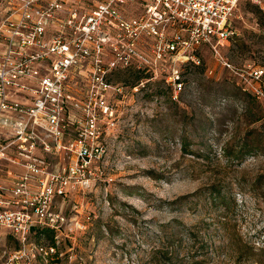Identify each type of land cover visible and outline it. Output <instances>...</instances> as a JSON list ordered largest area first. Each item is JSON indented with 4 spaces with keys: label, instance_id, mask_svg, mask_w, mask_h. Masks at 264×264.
Masks as SVG:
<instances>
[{
    "label": "rangeland",
    "instance_id": "1",
    "mask_svg": "<svg viewBox=\"0 0 264 264\" xmlns=\"http://www.w3.org/2000/svg\"><path fill=\"white\" fill-rule=\"evenodd\" d=\"M231 26L199 65L158 62L145 39L151 68L110 74L94 187L58 206L91 219L58 264H264V9L240 2Z\"/></svg>",
    "mask_w": 264,
    "mask_h": 264
},
{
    "label": "built area",
    "instance_id": "2",
    "mask_svg": "<svg viewBox=\"0 0 264 264\" xmlns=\"http://www.w3.org/2000/svg\"><path fill=\"white\" fill-rule=\"evenodd\" d=\"M242 1L0 0V264H58V242L88 229L78 206L71 217L58 206L94 187L101 123L113 116L110 74L151 68L145 39L158 62L199 65L202 46L217 52L232 37ZM38 227L54 230L55 243Z\"/></svg>",
    "mask_w": 264,
    "mask_h": 264
},
{
    "label": "trees",
    "instance_id": "3",
    "mask_svg": "<svg viewBox=\"0 0 264 264\" xmlns=\"http://www.w3.org/2000/svg\"><path fill=\"white\" fill-rule=\"evenodd\" d=\"M38 236L40 239L46 238L50 243H55L54 237H55V231L50 230L48 228L38 227Z\"/></svg>",
    "mask_w": 264,
    "mask_h": 264
}]
</instances>
